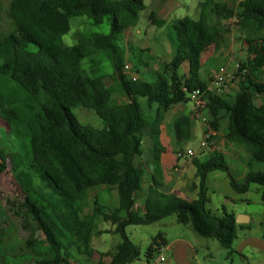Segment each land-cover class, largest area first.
I'll use <instances>...</instances> for the list:
<instances>
[{"label": "trees", "instance_id": "trees-1", "mask_svg": "<svg viewBox=\"0 0 264 264\" xmlns=\"http://www.w3.org/2000/svg\"><path fill=\"white\" fill-rule=\"evenodd\" d=\"M145 8V0L12 2L14 30L0 36V121L8 131L14 130L28 155L29 171L20 170L16 175L18 202L41 235L34 248L37 264H81L82 259L85 264H106L102 262L106 256L110 258L107 264H130L138 259L140 250L127 236L126 228L149 226L177 213L186 214L187 223L200 236L217 240L225 249L232 247L236 217L228 213L217 216L208 210L205 188L209 173L230 171L224 157L216 155L203 163L194 160L200 179L199 197L191 201L178 197L163 183L161 165L166 115L174 105L191 101L192 91L205 88L201 58L223 44L221 21L226 18L228 5L205 0L199 19L186 16L175 20L172 57L160 71L141 61L134 63V47L119 46ZM240 8L245 18L252 20L246 38L248 50L257 54V65L264 67V0H244ZM236 16L240 19V14ZM72 17H86L94 26L107 20L110 32L81 35L75 46L68 47L63 37L70 30ZM150 20L157 26L164 24L153 14ZM245 25L248 23L240 19L239 26ZM100 55L110 62L111 74L97 75ZM85 60L94 76L85 73ZM129 64L132 76L126 73ZM141 67H145V73ZM145 74L151 81L144 78ZM108 77L112 85L107 83ZM234 81L238 90L233 97L207 95L205 109L214 132L226 120L225 139L249 149L244 184L239 185L229 172L232 188L244 194L250 184L264 187V170L254 168L257 163L264 164V77L242 63ZM117 95L123 103L113 100ZM86 96L102 128L82 124L72 111ZM183 124L184 119L175 124L180 140ZM7 159L0 148V173L6 170ZM30 175L45 182L50 197L40 193L39 185L25 180ZM102 186L118 191L119 205L110 210L96 196L92 215L80 221L86 233L77 242L49 199L67 203L78 216L89 193ZM141 192L143 212H135ZM100 218L118 226L121 242L112 253H99L91 244L95 221ZM163 244L162 235H157L146 251L148 260ZM73 250L79 258L73 256Z\"/></svg>", "mask_w": 264, "mask_h": 264}, {"label": "rangeland", "instance_id": "rangeland-1", "mask_svg": "<svg viewBox=\"0 0 264 264\" xmlns=\"http://www.w3.org/2000/svg\"><path fill=\"white\" fill-rule=\"evenodd\" d=\"M174 1L182 5H187L196 7L200 2L205 0H166ZM215 1V0H214ZM244 0H234V6L232 10L236 12V15L240 14V19L243 21L245 18L244 12L241 10V4ZM13 0H0V36L14 30V23L10 17V8ZM153 6V5H152ZM155 10L151 8L150 2L145 11L140 14V21L135 28H131L125 33V41L119 42L121 48L134 47L131 54V59L134 63L141 61L142 63L148 64L149 68L153 71L163 70L165 63L170 62L173 52V46L175 41V34L172 28V24L166 23L163 27L152 26L149 14L151 11ZM182 10H178L177 14H181ZM179 16V15H178ZM237 17V16H235ZM160 18V17H159ZM248 21V20H247ZM252 22V20H251ZM170 24V25H169ZM225 30V40L223 42L222 49L215 52V49L209 50L202 58L203 71L206 81L211 80V78L220 72H226L230 75L229 83L226 87V91L223 94L224 97H233L237 90V83L234 81V74L240 64L244 63L249 68L254 67L258 74L264 77V67L257 65V54L255 52H248L252 54L250 58L246 56L247 45L245 44V39L247 37L246 33H243V29L235 26L234 29H224ZM138 31V32H137ZM110 25L107 20L100 25L94 26L90 20L86 17H72L70 19V30L64 35V44L68 47H73L78 43L79 37L81 35H92V34H109ZM148 50L146 53H139L138 50ZM245 53V54H244ZM100 73L97 75H106L112 73V66L110 62L105 58L104 55H100ZM82 67L87 75L94 76V73L90 71L89 63L87 60L83 61ZM130 71L126 73L128 76L132 75V65L129 64ZM145 67H141L142 73H145ZM184 69L181 68L180 73H183ZM144 78L151 81V78L145 74ZM107 83L112 85L113 81L108 77L106 79ZM90 97L83 98L78 107H73L72 111L79 119V121L84 125H90L94 128H102V122L96 114L95 110L87 104ZM117 103H123L124 99L120 98L118 95L114 96L113 99ZM262 101V100H259ZM258 103V101H257ZM260 103V102H259ZM179 119H184V124L182 129L184 130L182 134V139L180 140L177 136L175 124ZM203 119L210 121V116L206 109L203 110V114L198 117L194 111V103L189 101L187 103H179L174 105L171 110L166 115V120L163 126L162 140L164 142V152L169 150L171 155L176 153L177 149L191 148L197 151L196 156H201L207 153V156H212L211 148L213 146L212 137L209 138L207 142V147H201L202 141L206 140V131L209 127L205 125ZM226 126V120L221 122L220 126V143L223 141V132ZM181 133V132H180ZM177 141L180 143L177 146ZM209 146V147H208ZM224 148L227 152V148ZM245 147V146H243ZM0 148L4 150L7 154V168L3 173H0V264H37L34 256L35 245L41 240V235L35 231L31 220L23 212L18 202V184H17V174L20 170H28V155L25 152L24 144L22 140L14 134V130L8 131V129L2 125L0 121ZM203 149V150H201ZM194 157L188 163L191 166L194 165ZM176 157V156H175ZM190 160V159H189ZM184 162V160H182ZM188 160H186L187 162ZM182 162V163H183ZM230 164V162H228ZM172 167V168H171ZM177 165H171L168 167L167 178L174 184L176 182V177L178 178L179 172L175 170ZM255 169L264 170V164H255ZM185 169V167L183 168ZM233 179L239 184H244L245 179H239L237 170L232 172L229 169ZM190 171H186L185 176L190 177ZM229 172L226 171H214L208 174L207 182L205 188H207V196L211 203L208 205V209L211 210L217 216H223V207L227 210L229 214L249 212L252 214H257L264 218V201L262 200V194L264 192V187L258 184H250L249 190L245 194H235L231 196L235 199L245 198V203L226 200L221 192L224 190L226 181L231 182ZM232 172V173H231ZM28 182L39 185L42 195L44 197L49 196L48 188H45V182L40 181L37 177L34 178L33 175L27 176ZM172 184V186H173ZM146 187L149 185V181L146 178ZM171 186V185H169ZM217 187H221L220 190ZM50 191V190H49ZM193 192V191H192ZM96 196L100 197V202L114 210L119 205L118 191L109 186L98 187L89 193L88 199L81 204L78 209V216L69 207L67 203H60L59 199L53 198L49 201L56 207L59 216L62 219L63 224L69 230L70 234L74 237L77 242H81L85 233L86 228L80 223L85 217H90L94 209V200ZM48 198V197H47ZM191 201L188 199H184ZM144 202V192H141L137 198V203L134 207L135 212H141ZM248 202V203H247ZM56 203V204H55ZM56 205V206H55ZM95 227L92 234L91 244L93 248L102 254H108L115 251V247L121 242L120 232L117 231L118 226L112 224L111 222H106L103 218L95 221ZM126 234L130 240L139 248L140 255L138 259L130 264H176L172 259V254L164 249L154 254L152 259L147 258L146 251L151 245L153 239L161 234L167 240H174L177 238H185L188 240H197L198 244L208 243L210 246V251L205 252L201 250L198 253V263L194 264H264V252L261 250H256L253 247L246 249L244 256L240 255H230L227 250L221 247L219 242L210 238H203L196 234L195 230L191 225L185 226L180 225L176 222V217L168 216L164 218V221L149 225V226H128L126 228ZM73 256L79 258V255L75 250H73ZM209 255H212L209 257ZM164 257V261L161 262L159 257ZM99 259L96 255L95 261ZM172 260V262H169ZM109 257H103V263H109ZM83 262L82 259V263Z\"/></svg>", "mask_w": 264, "mask_h": 264}, {"label": "crops", "instance_id": "crops-1", "mask_svg": "<svg viewBox=\"0 0 264 264\" xmlns=\"http://www.w3.org/2000/svg\"><path fill=\"white\" fill-rule=\"evenodd\" d=\"M215 1L216 2H224L228 5V8H229L227 13H226V18H224L221 21V25H222L223 29H234L235 26H233L231 24V21L236 16V12H234L232 10V7L235 4V3H233L234 0H215ZM148 2H150L151 8L153 7L155 9V10L151 11L150 14L155 15L156 18L159 20H163L164 21L163 26H164V25H166V23L172 24L175 20L184 18L186 16H188L194 20L199 19L200 15H201V7H202V4L204 1L200 2L198 6L193 7L192 10H190L192 7H189L187 5H185V7H184V5H182L180 3H176L174 1L168 2L166 0H145L146 8L148 6ZM146 8H145V10H146ZM181 9H184V10H182V13L177 14L178 13L177 11L181 10ZM150 14H149V18H150ZM139 21H140V19H139ZM247 23H248V25H245L244 27L237 26V27H240V29H243L244 30L243 33H246V35L250 32V29H251L250 27H248V26L252 25L251 19L246 18V24ZM151 25L157 26V25L153 24L152 21H151ZM136 26L131 27V28H135ZM163 26H158V27H163ZM131 28H129L128 30H130ZM128 30H126V32ZM125 33H124L123 41H125ZM245 44L247 45V49H245L246 50V52H245L246 56H248L247 58H250L252 56V54H248V52H250V51L248 50V44L246 43V39H245ZM127 48H130V47L127 46ZM220 49H222V46H220V48H218V49H215L214 53L219 51ZM127 68L130 71V67H127ZM204 71H205V69H204ZM203 78H204V75H203ZM225 91H226V89L224 90L223 94L225 93ZM225 98H227V97H225ZM219 130H220V128H219ZM219 134H220V131L214 132V135L212 136V139H211L212 143H213L211 151H212V153L214 152V154L212 156H207V153H205L204 155H201L198 157L195 154V156L197 157V160L200 161L201 163H203V162L207 161L209 158L215 157L216 155H220V156L224 157V159L227 162H230V164L229 163L228 164H229L232 172L237 170V173L239 175V179L244 180L246 178L248 171H249V168H248V163L250 161L249 149L246 146L243 147L244 145H240V144L235 143V142L227 141L225 139V128H224L223 139H222L223 141L220 143V145L221 146L224 145L223 147H226L228 149L227 152H225L224 148H221V146H220V148H218L219 142H217V140H220ZM161 141L164 145L162 137H161ZM179 145H180V143L177 141V146H179ZM179 150H183V148L177 149L176 153ZM201 150H203V149H201ZM195 152L197 153V151H195ZM176 153L171 155L169 153V150L167 149L166 152H163V154H162L161 165H162L163 175H164L163 183L165 185H168V186L171 185V192L174 193L175 195H177L178 197H180L182 199L195 200L199 197L200 179L197 175L196 167L194 165L191 166V164L188 163L194 157L193 158L177 159L175 157ZM182 160H184V162ZM186 160H188V161L186 162ZM171 165H177L175 170L177 172H179V175H180V176H178V178L176 177L177 180L174 184L172 183L171 179L169 180L167 178V173H166V172H169L168 167ZM184 167H185V169H183ZM186 171H190L189 172L190 177L185 176ZM206 182H207V180H206ZM172 184H173V186H172ZM145 187H146V185H145ZM220 188L221 187H217V189H219V190H220ZM223 188H224V190L223 191L220 190V192L226 200L228 199L230 201H233L234 203H236V202L245 203V201H246L245 198H240V199L234 200V198L231 197V196L237 194V192L232 188L231 183L229 181H226L225 186H223ZM207 191L208 190L206 188V195H207ZM207 198H208V196H207ZM210 203H211V201L208 198L207 208H208V205ZM141 212H143V206H142ZM223 213H228L227 210L225 209V207H223ZM234 215L236 217L237 225H236V231H235L233 244H232L231 249H225V248L224 249L227 250L230 255H240V256H244L246 249H248L249 247H253L256 250H261V252L262 251L264 252V218L257 215V214L249 213L247 211L241 212V213H234ZM174 216L176 217V222L178 224L185 225V226L190 225L186 221V219H187L186 214L177 213V214H174ZM162 221H164V219H162L156 223H159ZM156 223H154V224H156ZM196 234H198V233L196 232ZM198 236H200V235L198 234ZM200 237H202V236H200ZM203 238H205V237H203ZM162 239L164 241V244L160 248V251H161V249L169 251L172 254V259H173V261H175L176 264H194L195 262L198 263V253L201 250H204L205 252L210 251V246L208 243L201 245V244H198L197 240L191 241V240H188L185 238H177V239L170 241V240H167L166 238H164L163 236H162ZM210 239H212V238H210ZM211 256L212 255H209V257H211ZM169 262H172V260H169Z\"/></svg>", "mask_w": 264, "mask_h": 264}, {"label": "built area", "instance_id": "built-area-1", "mask_svg": "<svg viewBox=\"0 0 264 264\" xmlns=\"http://www.w3.org/2000/svg\"><path fill=\"white\" fill-rule=\"evenodd\" d=\"M231 24L233 26H239L240 19L238 17H234V19L231 21ZM230 75L226 72H220L215 74L211 80L207 81L206 86L204 89H196L191 92L189 95L191 101L194 103V111L198 117H200L203 114V110L206 107L207 103V95H222L224 90L226 89L228 83H229ZM205 125H208L207 119H203ZM214 135L213 129L208 127L206 131V140L202 141L201 147H206L207 142L209 138H211ZM196 152L192 150L191 148L179 150L176 153L177 159H184V158H193L195 157ZM159 260L163 262L165 259L164 257H159Z\"/></svg>", "mask_w": 264, "mask_h": 264}]
</instances>
